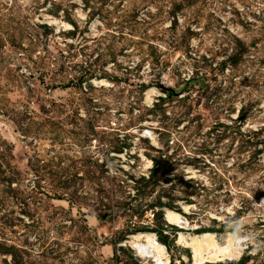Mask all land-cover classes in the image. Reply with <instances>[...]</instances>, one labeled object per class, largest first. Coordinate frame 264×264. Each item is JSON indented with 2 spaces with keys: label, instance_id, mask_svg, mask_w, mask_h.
Returning a JSON list of instances; mask_svg holds the SVG:
<instances>
[{
  "label": "rangeland",
  "instance_id": "1",
  "mask_svg": "<svg viewBox=\"0 0 264 264\" xmlns=\"http://www.w3.org/2000/svg\"><path fill=\"white\" fill-rule=\"evenodd\" d=\"M178 231L264 264V0H0V264H190Z\"/></svg>",
  "mask_w": 264,
  "mask_h": 264
},
{
  "label": "bare ground",
  "instance_id": "2",
  "mask_svg": "<svg viewBox=\"0 0 264 264\" xmlns=\"http://www.w3.org/2000/svg\"><path fill=\"white\" fill-rule=\"evenodd\" d=\"M49 24L56 27H64V29L71 28L67 23L52 18L49 21ZM93 82L100 85L108 84L104 79ZM156 94L157 91L154 88H148L144 94L145 101L152 104L151 97ZM141 133L143 134V131ZM154 139L155 137L150 133V141L155 143ZM143 159L147 164H151L150 160H147L144 157ZM183 207L185 211L188 208L187 206ZM163 219L169 225H173L180 230L187 231L189 229L187 220L175 210L165 209ZM245 241H247L245 237L231 232L223 234L219 239L217 234L208 231L201 233L178 231L176 244L190 251V264H208L224 261H238L243 254V249L246 247L244 246ZM126 244H128L137 255L145 259L147 264L149 260L153 264L170 263L166 248L158 241L154 233L139 232L133 234L129 236ZM183 259L185 261L187 260L186 257Z\"/></svg>",
  "mask_w": 264,
  "mask_h": 264
},
{
  "label": "built area",
  "instance_id": "3",
  "mask_svg": "<svg viewBox=\"0 0 264 264\" xmlns=\"http://www.w3.org/2000/svg\"><path fill=\"white\" fill-rule=\"evenodd\" d=\"M26 69H23V72H25ZM192 77H194L193 73L191 71H187L186 74H185V81H189ZM150 133H153L152 131L148 130V129H144L143 130V134L141 133V135L150 140ZM155 138H158L157 136ZM158 239V238H157ZM164 247L166 248V245H164Z\"/></svg>",
  "mask_w": 264,
  "mask_h": 264
},
{
  "label": "trees",
  "instance_id": "4",
  "mask_svg": "<svg viewBox=\"0 0 264 264\" xmlns=\"http://www.w3.org/2000/svg\"><path fill=\"white\" fill-rule=\"evenodd\" d=\"M193 78H194V77H192L189 81L194 80ZM166 92H167V96H171L172 94H175V92H174L172 89H167ZM202 232H203V231H202ZM199 233H200V232H199ZM158 239H159L160 242H162L164 245H166V244L161 240L160 237H158Z\"/></svg>",
  "mask_w": 264,
  "mask_h": 264
}]
</instances>
